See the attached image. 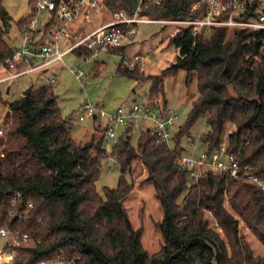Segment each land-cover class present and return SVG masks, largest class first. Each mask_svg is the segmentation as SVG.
Listing matches in <instances>:
<instances>
[{"label":"trees","instance_id":"trees-1","mask_svg":"<svg viewBox=\"0 0 264 264\" xmlns=\"http://www.w3.org/2000/svg\"><path fill=\"white\" fill-rule=\"evenodd\" d=\"M102 2L111 11L133 12L128 0ZM191 2L143 0L137 12L162 19L200 17L203 8L191 9ZM10 19L0 0V60L13 52L5 40ZM22 23L23 18L19 28ZM169 41L178 55L158 74L145 75L121 61L118 71L148 80L150 100L163 93L164 77L183 69L186 85L196 78L198 94L174 133L172 148L141 128L132 143L133 126L125 128L110 152L119 162L118 182L105 186L103 194L95 188L107 156L98 128V135L76 141L50 83L32 85L28 94L7 102L0 135V226L19 228L32 238L16 247L10 264H36L60 254L75 257L72 264H264L239 235L241 219L264 243V189L223 172L194 180L176 161L184 148L181 140L206 116L209 129L200 136L205 149L220 146L226 124H233L227 151L239 156L242 171L264 181V33L213 26L192 35L190 27L182 26ZM5 92L0 86V99ZM139 164L146 172L142 180L153 184L162 208V243L152 253L143 247L141 229L132 225L124 206L133 188L125 173ZM9 210L21 214L11 217ZM206 211L219 229L209 225Z\"/></svg>","mask_w":264,"mask_h":264},{"label":"built area","instance_id":"built-area-1","mask_svg":"<svg viewBox=\"0 0 264 264\" xmlns=\"http://www.w3.org/2000/svg\"><path fill=\"white\" fill-rule=\"evenodd\" d=\"M131 14L125 9L112 11V17L96 26H91V17L104 7L102 0H29L30 13L23 18L20 26V43L13 52L0 60V86L5 87L9 80L35 71H48V66L60 63L81 82L84 71L81 64L69 67L64 56L69 53L88 59H97L103 54H116L121 64L129 68H141L143 56L140 53L129 54V40L136 33L139 23H168L175 25V31L182 26L190 27L192 35L208 32L213 26H227L229 30L237 27L247 31L264 33V0H192L191 9L203 8L196 18H156L137 12ZM60 70V69H58ZM58 70H54L48 80L51 85L58 82ZM79 121L91 120L105 137L114 144L127 126L140 123L157 143L172 148L174 133L178 128V114L168 108L159 97H153L143 103L118 106L106 110L98 104L84 101L77 111ZM147 122V124H142ZM122 131L118 134L119 128ZM3 127H0V135ZM194 147L193 141L187 142ZM183 152L176 161L189 170L192 179L197 180L208 172L225 173L234 180H247L264 189V181L255 174L242 171L239 156L227 151L226 143L212 150L205 147L197 156ZM16 197L13 198V201ZM29 203V207H31ZM11 217L20 216V211L9 210ZM0 236L5 242L0 247V264H10L16 254V247L32 242L31 236L19 228L0 226ZM75 257L65 259L62 254L57 258L40 261L36 264H72Z\"/></svg>","mask_w":264,"mask_h":264},{"label":"rangeland","instance_id":"rangeland-1","mask_svg":"<svg viewBox=\"0 0 264 264\" xmlns=\"http://www.w3.org/2000/svg\"><path fill=\"white\" fill-rule=\"evenodd\" d=\"M4 8L10 15V27L6 32L5 40L15 47L20 43V29L18 21L30 13L29 0H2ZM106 15L105 20L112 17V11L105 5L101 7ZM102 16L93 15L90 25L96 26L101 23ZM175 26L164 23H139L136 33L129 40L131 45L127 47L129 54L140 53L143 56L142 66L139 71L145 75L158 74L160 70L175 61L178 49L169 41V35L174 33ZM232 32H228V36ZM132 41V42H131ZM120 57L116 54H103L97 59H88L83 62V57L75 53L64 56V62L69 67H76L81 64L84 71L82 81L79 82L67 68L60 63L48 66V71H35L9 80L5 87L9 88L0 99V126L3 122L5 112L8 108L7 102L17 98L29 85H39L49 83V76L54 70H58V82L53 85L54 93L57 95L58 105L64 117H70L72 123V135L78 142L88 140L94 132L98 135L96 126L91 120L79 121L77 111L84 101L98 104L106 110H113L118 106L130 105L133 102L143 103L147 100L150 83L148 80L142 81L128 77L118 71ZM186 71L180 69L175 74L167 75L163 81V93L159 98L166 100V106L176 111L178 114L177 124H183L187 113L191 107L192 99L198 94L196 78L191 82L185 83ZM158 97V96H157ZM142 124H147L143 122ZM140 123H137L131 131V141L136 143L140 133ZM233 124L227 123L222 136V142H227L228 134L231 132ZM209 125L206 116L199 118L191 127L189 135L183 137L181 142L187 148L186 154L197 156L204 149L200 141L201 134L207 132ZM122 131L119 128L118 134ZM193 141L195 146H190L187 142ZM114 143L104 137L103 147L106 149L107 156L101 161L100 171L95 188L103 194L105 186L114 188L117 185L120 175L119 162L112 156L111 148ZM146 172L143 166H133L132 173H125L127 179H131L133 188L124 200L129 218L135 228L141 229V242L143 247L152 253L156 251L162 243L161 231L158 222L162 218V208L155 196L154 187L151 182L143 181ZM224 205L234 217L239 218L238 214L229 206L227 200ZM209 219V225L216 226L214 217L205 212ZM239 235L248 244L253 255L264 257V243L251 231L241 219H239ZM223 235V234H222ZM5 239L0 236V247L3 246Z\"/></svg>","mask_w":264,"mask_h":264},{"label":"water","instance_id":"water-1","mask_svg":"<svg viewBox=\"0 0 264 264\" xmlns=\"http://www.w3.org/2000/svg\"><path fill=\"white\" fill-rule=\"evenodd\" d=\"M128 1L130 2L131 6H132V10L135 11V10L137 9V7H138V2H137V0H128ZM8 30H9V27H7V31H8ZM31 88H32V85H29L26 89H24V90L22 91V94H23V95L28 94L29 91L31 90Z\"/></svg>","mask_w":264,"mask_h":264},{"label":"crops","instance_id":"crops-1","mask_svg":"<svg viewBox=\"0 0 264 264\" xmlns=\"http://www.w3.org/2000/svg\"><path fill=\"white\" fill-rule=\"evenodd\" d=\"M95 14H96V15H100V16H102V20H101L102 22H103V21H106V20H105V16H106V15L103 13V10H98L97 12L94 13V15H95ZM144 24H151V23H144ZM131 42H132V41H131ZM130 45H131V43H129V46H130ZM71 132H72V130H71Z\"/></svg>","mask_w":264,"mask_h":264}]
</instances>
